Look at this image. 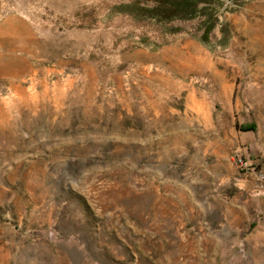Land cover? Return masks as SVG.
<instances>
[{"label": "rangeland", "instance_id": "374dc122", "mask_svg": "<svg viewBox=\"0 0 264 264\" xmlns=\"http://www.w3.org/2000/svg\"><path fill=\"white\" fill-rule=\"evenodd\" d=\"M0 0V264H264V0Z\"/></svg>", "mask_w": 264, "mask_h": 264}, {"label": "trees", "instance_id": "16d2710c", "mask_svg": "<svg viewBox=\"0 0 264 264\" xmlns=\"http://www.w3.org/2000/svg\"><path fill=\"white\" fill-rule=\"evenodd\" d=\"M165 3L168 4L167 7H164L158 15L167 14L170 16H182L187 15L192 12L193 4L189 0H168Z\"/></svg>", "mask_w": 264, "mask_h": 264}]
</instances>
